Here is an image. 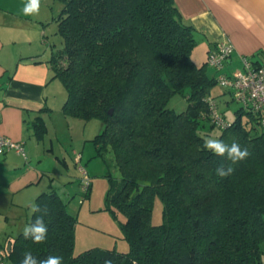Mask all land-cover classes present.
Masks as SVG:
<instances>
[{"label":"trees","instance_id":"16d2710c","mask_svg":"<svg viewBox=\"0 0 264 264\" xmlns=\"http://www.w3.org/2000/svg\"><path fill=\"white\" fill-rule=\"evenodd\" d=\"M58 1L62 46L52 50L50 64L66 90L63 112L101 123L91 140L93 156L111 153L118 169V179L107 174L106 203L126 216L129 249L75 252L76 219L50 189L35 200L47 211L28 221L43 215L46 240L34 243L23 231L7 238L0 244L5 261L21 264L31 252L38 260L62 257V264H261L264 129L257 113L239 105L223 128L211 123L209 88L216 78L206 60L198 65L192 58L195 28L173 0ZM176 93L187 101L179 113L168 108ZM204 123L220 130L219 140H235L250 152L228 177L216 169L231 162L203 147ZM86 173L83 198L92 186ZM156 196L163 206L159 225L150 222Z\"/></svg>","mask_w":264,"mask_h":264},{"label":"crops","instance_id":"0c3cea01","mask_svg":"<svg viewBox=\"0 0 264 264\" xmlns=\"http://www.w3.org/2000/svg\"><path fill=\"white\" fill-rule=\"evenodd\" d=\"M173 2L181 19L195 28L201 62L205 63L207 52L216 42L233 45L232 54L222 68H212L211 76H229L240 70L242 56L253 62L264 61V0ZM26 3L27 0H0V135L22 142L27 151L26 158L14 151L0 157V211L8 208V224H1L0 244L23 231L32 214L30 206L41 192L54 189L58 193L54 182L66 177L59 175V168L70 172L69 163L75 166L78 155L82 164L83 150L92 143L86 126L80 124L86 120L63 112L66 90L61 80L53 77V49L44 54L32 44L34 20L33 15L22 12ZM222 88L226 95L223 100L230 107V90ZM66 130L69 147L60 139Z\"/></svg>","mask_w":264,"mask_h":264},{"label":"rangeland","instance_id":"374dc122","mask_svg":"<svg viewBox=\"0 0 264 264\" xmlns=\"http://www.w3.org/2000/svg\"><path fill=\"white\" fill-rule=\"evenodd\" d=\"M61 8L62 3L58 0H41L39 13L32 16L35 28L32 32L31 40L34 47L39 48L41 53L50 54L52 49H57L62 46V40L57 33L55 21ZM198 49L199 48L195 46L192 58L196 64L201 65L204 62L200 60L201 53L198 52ZM206 71L209 75L214 73V70L210 67H207ZM209 95L214 98L219 111L226 120L231 121L234 119V111L237 109L238 104L230 100L228 96L230 107L227 106V102L225 103V100H223L226 95L224 94L222 86L217 82L213 84L209 88ZM186 106V96L179 93L173 94L168 101V108L176 113L185 110ZM80 124L86 126L87 137L93 138L101 129V123L97 119L82 121ZM208 126V123L203 124V129H206L204 137L218 139L220 130L217 128L210 129ZM77 132L78 130H76L74 134L76 140L79 137ZM66 135L68 136L67 130L63 131V137H60V139H62V144L64 146L69 147L70 142ZM78 144L79 143H76V145ZM87 144L91 145H88L86 150H83L82 164L85 166L92 181L89 196L84 198L82 196L81 186L79 181L75 178H79L80 174L76 169V175V163L74 166L71 159V163H69V169L71 171L69 172L68 170L59 168V175L63 177L65 175L66 177L60 182H54V184H57L59 195L67 204L68 212L74 215L76 219L74 251L82 252L88 249H114L119 252H127L129 244L123 230L126 216L119 211L115 205L111 203L107 205L106 203V193L109 187L107 174L114 179H118V169L112 160L111 153H106L104 157H94L95 149L93 143ZM24 152L26 155L27 151L25 147ZM67 152H69V150ZM68 176L73 177L68 181ZM7 210L8 208H5L3 211H0V231L2 230L1 224H3V222L8 224V222H5ZM150 222L153 225H159L163 222V206L158 196H156L153 201ZM3 226H5V224H3ZM260 250L261 264H264V241L260 244Z\"/></svg>","mask_w":264,"mask_h":264},{"label":"built area","instance_id":"2783aa9c","mask_svg":"<svg viewBox=\"0 0 264 264\" xmlns=\"http://www.w3.org/2000/svg\"><path fill=\"white\" fill-rule=\"evenodd\" d=\"M233 52V45L230 42H217L207 53L206 63L209 67L219 70L224 62ZM242 68L232 72L231 75H218L216 82L230 90L232 99L244 110L257 113L259 116V124L264 129V61L253 62L247 56L241 57ZM209 102V118L211 123L218 127H224L227 122L223 118L218 106L210 97ZM8 151L26 158L24 146L22 142L14 141L8 137L0 135V157ZM80 156L75 157L78 163ZM78 170L82 175V190H85L89 184V179L85 168L79 164ZM0 264H9L0 254Z\"/></svg>","mask_w":264,"mask_h":264},{"label":"clouds","instance_id":"9594fccd","mask_svg":"<svg viewBox=\"0 0 264 264\" xmlns=\"http://www.w3.org/2000/svg\"><path fill=\"white\" fill-rule=\"evenodd\" d=\"M41 7V0H27L24 5L22 12L25 16L36 15L39 13ZM203 147L208 151L212 152L216 156L225 157L231 163L228 166L220 165L217 167V175L221 178L228 177L234 172L232 165H235L250 156V152L247 148H241L240 144L233 140L231 144L225 143L222 140L204 137ZM31 212L33 214L46 212V209L35 203L31 204ZM48 228L44 222L43 215L37 216L36 219L27 224L23 229V235L26 239L31 238L34 243H43L47 238ZM62 257L59 256H48L43 260H38L34 257L31 252H25L24 258L21 264H62ZM104 264H113L110 259H106ZM135 264V262H133Z\"/></svg>","mask_w":264,"mask_h":264},{"label":"water","instance_id":"95a60500","mask_svg":"<svg viewBox=\"0 0 264 264\" xmlns=\"http://www.w3.org/2000/svg\"><path fill=\"white\" fill-rule=\"evenodd\" d=\"M109 113H111V110L109 111ZM9 247H10V244H7V248L9 249Z\"/></svg>","mask_w":264,"mask_h":264}]
</instances>
